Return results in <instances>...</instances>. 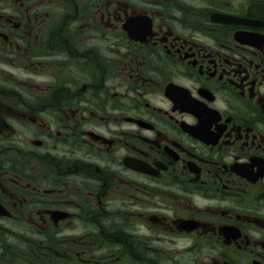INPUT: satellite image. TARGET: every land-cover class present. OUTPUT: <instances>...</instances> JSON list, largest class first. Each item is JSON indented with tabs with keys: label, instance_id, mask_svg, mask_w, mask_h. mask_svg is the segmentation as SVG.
Wrapping results in <instances>:
<instances>
[{
	"label": "flooded vegetation",
	"instance_id": "flooded-vegetation-1",
	"mask_svg": "<svg viewBox=\"0 0 264 264\" xmlns=\"http://www.w3.org/2000/svg\"><path fill=\"white\" fill-rule=\"evenodd\" d=\"M105 256L264 264V0H0V264Z\"/></svg>",
	"mask_w": 264,
	"mask_h": 264
},
{
	"label": "rangeland",
	"instance_id": "rangeland-1",
	"mask_svg": "<svg viewBox=\"0 0 264 264\" xmlns=\"http://www.w3.org/2000/svg\"><path fill=\"white\" fill-rule=\"evenodd\" d=\"M99 254H101V253H98V255ZM111 255H115V253H111ZM104 262H105V264L107 263V258H106V256H105V258H104ZM124 264H131L130 262H126V263H124Z\"/></svg>",
	"mask_w": 264,
	"mask_h": 264
}]
</instances>
